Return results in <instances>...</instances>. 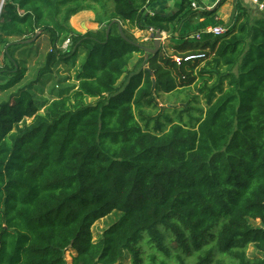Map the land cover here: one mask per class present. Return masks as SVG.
Masks as SVG:
<instances>
[{
    "label": "trees",
    "instance_id": "obj_1",
    "mask_svg": "<svg viewBox=\"0 0 264 264\" xmlns=\"http://www.w3.org/2000/svg\"><path fill=\"white\" fill-rule=\"evenodd\" d=\"M225 1L199 21L202 0H176L169 16L145 14L147 0H3L0 94L23 80L41 36L49 50L36 82L80 51L84 60L69 93L38 105L21 88L0 102V264H264V15L236 0L234 26L196 40L223 26ZM82 11L97 30H73ZM134 28L179 39L176 54L208 53L145 57ZM192 84L205 103L198 118L150 129L158 96ZM113 211L120 219L94 241L92 226Z\"/></svg>",
    "mask_w": 264,
    "mask_h": 264
},
{
    "label": "rangeland",
    "instance_id": "obj_2",
    "mask_svg": "<svg viewBox=\"0 0 264 264\" xmlns=\"http://www.w3.org/2000/svg\"><path fill=\"white\" fill-rule=\"evenodd\" d=\"M176 3L177 2L175 0L174 4ZM224 3L222 4V6L224 5ZM110 7H112V4L111 2H108L105 10L108 11L107 9H109ZM88 23H91V21ZM89 30H94V29L92 28L84 29L83 32ZM135 39L138 42L143 43V45H146V47L148 48L152 46L151 42L144 43L145 41L141 42L139 39L137 38ZM170 41L174 45H178L180 43V40L177 38L171 39ZM65 42L61 44V49H62L61 54H64L66 51H68ZM37 43H38L37 48L39 49L38 55L35 56L34 52L31 51L33 54L30 57L29 61L27 60L26 63L27 73L24 76L23 80H21V82L10 91L0 94V102L7 101L10 95L16 93L19 89L26 88L28 89V92L32 96L33 100H35V102L38 105H41L42 103H46L47 101L56 98L59 94L65 95L69 93L71 91V88H73L74 85H76V74L77 71H79L80 65L84 60L83 52L80 51L76 56H70V62L67 64H63L61 62L57 63L56 66L52 69L51 74L45 75L38 82H36L38 78V71L41 67H43L45 61V55L49 50L48 36L47 35L41 36V38L38 40ZM193 53L194 52H187L185 54L176 55L173 52L172 45L169 44L168 46L164 47V51L163 50L161 51L160 56H164L165 59L167 60L169 57L171 58L172 56H175L176 58H184ZM145 67H147V65ZM129 69H131V67ZM175 71L177 72L178 70ZM128 75L129 72L126 73V77ZM177 75L179 76L181 75L182 77L187 79L186 78L187 75L180 73V71L177 72ZM180 78L181 77H178L176 79L177 85L179 83ZM126 81L127 78L124 80V83L122 81L123 83L122 85H124ZM185 89H187L188 92L178 95L177 97L174 94L178 90H181V88H177V90H175L172 94L162 93L158 96V99L156 100L157 106L151 107L146 110L147 112L146 119L148 118L150 119V125H149L150 129L154 127L157 121H159L160 124H163L165 126V129H167L170 126V124L178 122L177 118L180 115L182 117L183 122L185 123H190V118L188 114H190L191 117L194 118L195 120L198 118L196 109L205 107L204 100L202 99L201 95L198 96V93L194 89L193 84L191 86L185 87ZM194 97H198L196 104H193L192 102L193 100H191ZM188 103H191L189 107L194 109L193 112L192 111L190 113L183 112V109L185 108L183 105H187ZM142 126L144 125L142 124ZM120 217H121L120 213L113 211L110 214H108L106 217L96 221L91 228L93 240L96 241L101 236L103 231L106 228H108L111 224L116 222L118 219H120ZM252 224L258 225L259 223L252 222ZM141 252L143 254V257L145 258L144 254L148 252V248L143 247L141 249ZM71 255H75V253L71 251H68L66 253V260L68 261V263H70ZM246 255L249 258H253L257 256V252L253 249V247L249 246ZM120 264H131L130 257L126 256L124 260L120 262Z\"/></svg>",
    "mask_w": 264,
    "mask_h": 264
},
{
    "label": "crops",
    "instance_id": "obj_3",
    "mask_svg": "<svg viewBox=\"0 0 264 264\" xmlns=\"http://www.w3.org/2000/svg\"><path fill=\"white\" fill-rule=\"evenodd\" d=\"M214 1L215 0H202V8H195L198 10V15L196 19L199 21L202 20V18L199 17V13L203 10H212L214 7ZM236 0H226L223 6H220L216 11V19L220 21L223 24V27H226V29H230L235 24V17L233 13L234 9V3ZM244 8H246L249 12H251L254 16H260L264 15V11L260 12L259 8L251 1L249 0H238ZM261 3L264 7V0ZM259 2V1H258ZM260 3V2H259ZM176 11V4H174L173 0H155L148 8L145 10V14L153 15V14H159L161 16H169L174 14ZM95 13L93 11H82L78 14L72 16L69 20L70 26L78 33H85L83 32L84 29H98L99 25L95 22ZM80 21V22H79ZM91 23H88L90 22ZM126 29V27H123V29ZM130 33L137 39H139L141 42L149 43L151 42L153 44V41L151 40H145L149 34L146 30H140L137 28L131 29ZM162 33V40L160 42V47L168 46L169 44L172 45L173 52H175V46L170 40L171 38L164 32ZM167 44V45H166ZM146 46V45H145ZM152 47V46H151ZM150 47V48H151ZM207 54L208 50H205L202 54ZM176 54V53H175ZM200 54V53H198ZM176 55H179L178 53ZM147 57V56H145ZM175 58V56H172Z\"/></svg>",
    "mask_w": 264,
    "mask_h": 264
},
{
    "label": "built area",
    "instance_id": "obj_4",
    "mask_svg": "<svg viewBox=\"0 0 264 264\" xmlns=\"http://www.w3.org/2000/svg\"><path fill=\"white\" fill-rule=\"evenodd\" d=\"M154 1H155V0H147V3H148V4L150 3V5H151ZM219 1H220V0H215V1H214V6H215ZM249 1L253 2V3L259 8V10H263V9H264L263 5H262L261 3H259L257 0H249ZM150 5H149V6H150ZM192 7H194V8H198V6H196L194 3L192 4ZM147 8H148V7H147ZM146 31L148 32L149 36H148L145 40L148 39V40L153 41L155 30H153V29H148V30H146ZM226 32H227V29H226L225 27H223V26L208 27V28L202 30L200 34H196V35H195V39H196V40H199V39H200V35H201L202 33H204V34H208V35L211 34V35H213V36H215V37H220V36L225 35ZM65 45L68 46V45H69V41H66V42H65ZM203 57H204L203 54H195V55H188V56H186V57H184V58H176V57H175V58H173V60H174L175 63L179 64V63L182 62V60L185 61V62H189V61H194V60L202 59Z\"/></svg>",
    "mask_w": 264,
    "mask_h": 264
},
{
    "label": "water",
    "instance_id": "obj_5",
    "mask_svg": "<svg viewBox=\"0 0 264 264\" xmlns=\"http://www.w3.org/2000/svg\"><path fill=\"white\" fill-rule=\"evenodd\" d=\"M2 3H3V0H1V5H0V10H1V7H2ZM113 23H116L117 26H118V31L121 35L122 38L126 39V37L124 36L123 34V31H122V28H121V25H120V22L117 21V20H114ZM100 29H104V26H101ZM39 37V33H36L35 36L27 41H25V43L27 44H31V43H34L36 41V39ZM162 33L160 31H155L154 33V39H153V44H152V47L151 48H148L146 46H140L139 47L146 53V56L147 55H151V56H154L156 55L159 50H160V42L162 40Z\"/></svg>",
    "mask_w": 264,
    "mask_h": 264
}]
</instances>
